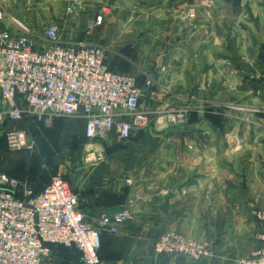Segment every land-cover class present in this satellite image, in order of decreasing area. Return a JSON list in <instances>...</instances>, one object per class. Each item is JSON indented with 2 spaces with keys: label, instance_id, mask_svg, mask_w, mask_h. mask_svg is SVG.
I'll return each instance as SVG.
<instances>
[{
  "label": "crops",
  "instance_id": "0c3cea01",
  "mask_svg": "<svg viewBox=\"0 0 264 264\" xmlns=\"http://www.w3.org/2000/svg\"><path fill=\"white\" fill-rule=\"evenodd\" d=\"M50 1L61 41L118 51L145 74L142 83L147 74L153 78L140 101L148 126H134L128 139L111 133L96 142L85 138L83 116L47 124L25 115L5 127L58 123L59 145L72 148L65 177L90 224L103 212L130 209L117 234L102 236L103 260L240 264L261 245L252 210L264 205V0ZM10 2L0 3L8 10ZM75 2L79 11L69 14ZM186 8L195 17L182 24L177 17ZM97 15L104 16L102 25L84 32ZM9 16L0 30L16 35ZM173 112L185 120L171 124ZM35 183L29 185L44 186ZM165 202L167 214L160 209ZM166 231L208 245L213 256L158 254L155 241Z\"/></svg>",
  "mask_w": 264,
  "mask_h": 264
},
{
  "label": "built area",
  "instance_id": "2783aa9c",
  "mask_svg": "<svg viewBox=\"0 0 264 264\" xmlns=\"http://www.w3.org/2000/svg\"><path fill=\"white\" fill-rule=\"evenodd\" d=\"M6 17L0 9V20ZM194 17L189 11L180 20L190 22ZM10 19L20 33L0 30V128L19 122L24 115L47 124L56 117L83 116L84 136L96 142L111 133L128 139L134 126H148V116L140 109L143 89L135 76L110 68L105 49L82 41H61L56 23L37 35ZM95 19L90 28L103 22L102 15ZM167 118L178 125L185 115L173 112ZM6 134L13 147L24 145V130L8 129ZM104 153L100 150L99 159ZM252 212L261 226V245L240 264H264V205ZM130 216L129 208L103 212L92 225L67 179L54 176L42 191L35 192L27 183L0 173V264H42L58 245L78 248L83 264H128L105 261L99 250L102 234H117ZM155 250L196 261L214 254L208 245L175 231L159 235Z\"/></svg>",
  "mask_w": 264,
  "mask_h": 264
},
{
  "label": "rangeland",
  "instance_id": "374dc122",
  "mask_svg": "<svg viewBox=\"0 0 264 264\" xmlns=\"http://www.w3.org/2000/svg\"><path fill=\"white\" fill-rule=\"evenodd\" d=\"M11 1L12 2L8 4V8H7L8 10H6L5 8H3L1 4L2 0H0L1 2L0 9L5 10L8 16L9 14H11L12 16L9 17H13L20 24L25 25L31 31H34V33L37 35H43V30L46 25L50 23L57 24L58 22L56 21V16H55L57 9L55 7V2L53 1L50 0H11ZM209 4L210 5L213 4V1L210 0ZM79 5L80 4L76 2L70 5L68 7L69 14L78 13L80 8ZM190 9L191 8L182 9L179 12L177 20L180 23L182 24L188 23V22L185 23L181 22L180 15L191 11ZM74 19L75 18L73 17L72 20ZM77 20H79V18H77ZM103 21H104V16H103ZM93 23H91L90 26H93ZM102 23L100 25L94 26V28H90V26H88V28L84 32L87 33L93 32V30L101 26ZM120 23H123V18L120 19ZM99 46L105 49L107 61L109 62V64L111 65L114 71L122 74L132 75L137 77V79H139L140 87L143 89V93L146 87L147 88L152 87L155 84L153 78L148 74L146 75L147 77L146 80L143 82L144 83L143 84L142 81L145 79V74L139 72L133 66L131 61H129L126 57L121 55L120 52L113 51L102 45ZM175 113L177 114L178 112ZM28 127L29 128L27 129L26 126L21 127L19 123V124H9L5 128H0V173L11 174L15 176V178L23 182H26L28 185L30 183L34 184V182L43 185L47 183L48 180H50L54 176H61L64 178L66 176L65 163L72 154L71 151L72 148L70 146L61 147L59 145L61 138H60L58 123L55 121L53 125L51 124L48 127H45L44 125H38V126L31 125ZM7 129H11V130L25 129L24 130L25 136L24 138H22V140H24L25 142L24 145H22L20 148L13 147L6 134ZM158 254H168V253H158ZM42 264H83V263L80 262V253L78 250L56 247L53 254L48 258H46Z\"/></svg>",
  "mask_w": 264,
  "mask_h": 264
},
{
  "label": "trees",
  "instance_id": "16d2710c",
  "mask_svg": "<svg viewBox=\"0 0 264 264\" xmlns=\"http://www.w3.org/2000/svg\"><path fill=\"white\" fill-rule=\"evenodd\" d=\"M110 65V64H109ZM110 68L112 69V67H111V65H110ZM140 86V85H139ZM29 119V117H27V116H23V118L20 120V122L23 120V119ZM32 118V117H31ZM34 119V118H33ZM35 120V119H34ZM37 123H42V122H39V121H37V120H35ZM5 128V127H4ZM87 139V138H86ZM8 174V173H7ZM8 175H10V176H12V177H15V176H13V175H11V174H8ZM65 179H66V177H64ZM52 179V178H51ZM51 179L50 180H48V182L47 183H45L44 184V186L42 187V188H40V189H34V187H32L31 185H29L35 192H40V191H42L49 183H50V181H51ZM19 180V179H18ZM21 181V180H20ZM21 182H23V181H21ZM24 183H26V182H24ZM104 234H107V233H103L102 234V236L104 235ZM102 236H101V244H102ZM56 247H63V248H67V249H76V250H78L79 251V249L78 248H76V247H66V246H63V245H58V246H55L54 247V250H55V248ZM101 248V247H100ZM100 251V250H99ZM79 253H80V262L82 263V261H81V252L79 251Z\"/></svg>",
  "mask_w": 264,
  "mask_h": 264
},
{
  "label": "water",
  "instance_id": "95a60500",
  "mask_svg": "<svg viewBox=\"0 0 264 264\" xmlns=\"http://www.w3.org/2000/svg\"><path fill=\"white\" fill-rule=\"evenodd\" d=\"M160 209L161 211L164 213V214H167L168 211H169V203L168 202H165L164 204H162L160 206Z\"/></svg>",
  "mask_w": 264,
  "mask_h": 264
}]
</instances>
